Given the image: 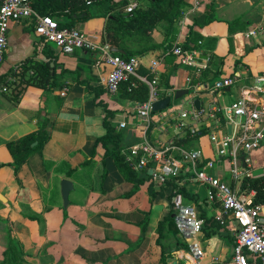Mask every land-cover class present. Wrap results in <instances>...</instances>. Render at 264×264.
<instances>
[{
  "label": "crops",
  "instance_id": "obj_1",
  "mask_svg": "<svg viewBox=\"0 0 264 264\" xmlns=\"http://www.w3.org/2000/svg\"><path fill=\"white\" fill-rule=\"evenodd\" d=\"M138 2L146 5L143 0ZM196 2L184 0L170 34H166L165 22L157 25L151 36L159 46L139 56V67L149 71L151 63L158 61L155 79L160 99L188 91L181 101L198 100L201 115L197 122L181 120L179 113L189 111L190 106L183 108L178 100L173 101L165 111L151 113L145 134L136 113L138 104L122 97L121 88L116 94L103 89L109 67L97 65L93 52L78 48L65 52L46 43L35 35L31 20L10 23L8 47L0 63V164L11 162L6 142L35 132L45 116L50 119L51 132L47 143L29 157L17 176L12 166L0 167V258L10 232L31 264H161L162 252L165 264H231L235 220L218 202L208 200L206 186L194 181L179 183L183 189L178 193L180 201L202 222L201 230L178 229L175 235L163 231L158 238V224L173 210L177 195L172 197L168 189L151 197L149 185L143 183L126 196L135 185L122 177L104 148L96 145L106 133L103 120L109 110L113 113L109 121L122 134L125 147L145 140L162 148L176 141V148L194 152L202 163L212 162L208 171L239 192L241 179L233 178L227 158L216 154L209 138L214 132L229 133L230 126L221 115L214 119L211 114L238 98L241 85L264 76V0H198L195 6ZM56 20L70 19L64 15ZM104 24L102 18H91L73 27L91 41L103 43ZM257 27L262 28L261 34L244 38L246 31ZM186 42L210 55L206 75H195L191 67L168 55L173 46ZM52 56L55 88L29 86L15 100L11 87L4 84L9 73L27 58L44 63ZM235 74L240 77L237 84L214 88L216 82ZM3 87L8 91L3 92ZM178 122L185 127L179 128ZM121 123L126 127L120 130ZM189 129H203L206 134L185 140ZM248 167L264 168V139L250 154ZM62 180L73 185L66 208ZM253 195L245 194L251 199ZM260 221L264 224V205ZM196 250L202 251L201 258L196 257ZM248 258L260 264L253 256Z\"/></svg>",
  "mask_w": 264,
  "mask_h": 264
},
{
  "label": "built area",
  "instance_id": "obj_2",
  "mask_svg": "<svg viewBox=\"0 0 264 264\" xmlns=\"http://www.w3.org/2000/svg\"><path fill=\"white\" fill-rule=\"evenodd\" d=\"M198 5V0L195 6ZM138 6L137 0H129L124 9V14H129ZM31 20L34 24L35 35L55 47L70 52L78 48L91 51L96 55V64H104L109 67V72L102 80L103 89L109 94H116L120 84L130 77H136L144 81L149 87L148 99L138 104L136 113L142 122V133L145 134L151 116L152 104L160 99V92L156 82V69L158 61H153L149 72L153 74L151 81L140 77L137 73L139 56L124 59L119 54L111 51V46L105 43H95L87 35L75 27H59L57 21L47 15H41L32 6L31 0H0V63L8 47V30L11 22ZM262 28L257 27L246 31L243 36L246 39L261 34ZM200 45V42H198ZM168 55H172L184 65L193 69L195 75H200L205 70L211 57L202 53L199 48L190 46H173ZM237 74L223 79L214 84L215 89L230 87L239 82ZM190 83L191 80L189 79ZM3 92L8 88L3 87ZM65 90L61 93L64 95ZM193 98H189V111L179 113V118L197 122L201 113L193 106ZM221 115L225 124L230 126L229 133L209 135L210 141L215 146L216 154L228 159L231 174L234 179H241L245 174L250 176L253 168L243 169L241 158L249 165L250 154L256 151L264 139V76H256L250 84L240 86V96L232 103L224 106L220 111L213 112L211 117L216 119ZM179 128H184L183 122H178ZM126 124L121 123L118 129H124ZM195 132L199 129H189ZM131 169L142 173L152 167L151 181L155 187H160L166 179L186 169L182 182H198L208 189V200L218 202L223 212L232 215L236 228L232 248L231 264H256L251 262L248 255L256 258L260 264H264V224L260 221V210L263 205H254L252 199L245 194L234 191L229 185L214 176L208 170L213 168V163H202L197 155L184 148H176L170 143L162 148H157L148 141H142L128 145L121 151ZM173 208L176 211V224L179 231L189 229L198 233L202 228V222L193 211L182 205L179 196L173 200ZM195 255L201 258V250H196Z\"/></svg>",
  "mask_w": 264,
  "mask_h": 264
},
{
  "label": "trees",
  "instance_id": "obj_3",
  "mask_svg": "<svg viewBox=\"0 0 264 264\" xmlns=\"http://www.w3.org/2000/svg\"><path fill=\"white\" fill-rule=\"evenodd\" d=\"M139 0H137L138 2ZM146 5L138 2V6L129 14H124V9L129 0H31L32 6L41 15H47L57 21L59 27H73L76 22L86 21L91 18H102L105 20L103 28V43L110 45L122 51L119 54L124 59L137 57L151 51L159 46L151 36L152 31L160 22L166 23V34L172 32L173 26L179 20L182 8L185 6L184 0H143ZM212 7H208V19L211 20L213 13ZM68 16L69 21H58L61 16ZM76 16V17H75ZM75 17V18H74ZM234 23L230 24V29ZM185 43L182 47H188ZM208 67L201 72L202 76L207 74ZM137 73L140 77L151 81L153 74L142 67H138ZM8 79L4 84L11 87L13 97L18 100L29 86L41 89H54L56 86L55 60L53 56L44 63L35 61L33 58H27L18 64L15 69L9 73ZM122 89L121 96L142 104L148 99V85L136 77H130L120 84ZM163 97V95H161ZM113 113L106 110L103 125L106 133L97 139L96 145H101L105 150V156L111 158L117 166L122 177L135 185V187L126 195L130 196L135 192L138 185L147 183L149 185L151 197L163 195L164 191L170 189L171 196L182 193L183 189L179 183L184 179L180 171L166 179V182L160 187H155L151 181V169L148 167L142 173L131 169L129 163L121 153L125 146L123 145L122 134L110 123ZM50 119L44 117V122L39 124V128L30 134L6 142V147L11 155V162L0 164L1 166L10 165L17 176L29 157L47 143L50 138ZM206 134V130L199 129L195 132L188 130L185 140L198 138ZM36 143L35 146L33 144ZM177 143L176 141L172 142ZM228 160V159H227ZM239 192L242 194L254 193L252 203L254 205H264V174L258 177L244 175L240 180ZM173 199V198H172ZM172 201V200H171ZM173 203V201H172ZM173 208V205H172ZM175 210L171 211L169 216L159 222L156 229L158 238L162 237L163 231L170 235L177 234ZM144 226L141 225V232ZM140 242V241H139ZM161 264H165L164 252L160 255ZM0 264H31L24 258V253L20 243L7 233V246L1 253Z\"/></svg>",
  "mask_w": 264,
  "mask_h": 264
},
{
  "label": "water",
  "instance_id": "obj_4",
  "mask_svg": "<svg viewBox=\"0 0 264 264\" xmlns=\"http://www.w3.org/2000/svg\"><path fill=\"white\" fill-rule=\"evenodd\" d=\"M111 51L115 54H123L122 51H119L115 47H112ZM118 92H120V90H118ZM188 93H189L188 91H184V92L177 91L173 98H171L170 96H167L163 99H159V100L155 101L152 104L151 112L152 113H158V112L165 111L173 101L180 100L184 96L188 95ZM193 106L195 107L196 110H199L200 109L199 101L194 100ZM228 130L230 131V127H228ZM130 137H131V132L128 133V138H130ZM35 145H36V143L33 144V146H35ZM241 161L243 162V164H242L243 169H246L247 165L244 163L243 157L241 158ZM263 174H264V168H261V167L255 168L250 172L251 177H258V176H261ZM72 190H73L72 183L69 180H62V182H61V197H62L64 208H66L68 206L69 194Z\"/></svg>",
  "mask_w": 264,
  "mask_h": 264
},
{
  "label": "rangeland",
  "instance_id": "obj_5",
  "mask_svg": "<svg viewBox=\"0 0 264 264\" xmlns=\"http://www.w3.org/2000/svg\"><path fill=\"white\" fill-rule=\"evenodd\" d=\"M178 102H179V105H181L180 107H183V108H188L189 107V105H188V103L186 102H182L181 101V99L180 100H178ZM179 107V108H180ZM4 239V238H3ZM6 240V239H5ZM5 242V241H4ZM4 247V246H3Z\"/></svg>",
  "mask_w": 264,
  "mask_h": 264
}]
</instances>
